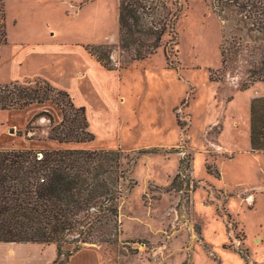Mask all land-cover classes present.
<instances>
[{
    "label": "rangeland",
    "instance_id": "rangeland-1",
    "mask_svg": "<svg viewBox=\"0 0 264 264\" xmlns=\"http://www.w3.org/2000/svg\"><path fill=\"white\" fill-rule=\"evenodd\" d=\"M156 1L149 18L166 29L161 45L135 60L120 45V0H0V84L48 80L86 107L95 134L49 139L48 114L30 123L42 111L61 121L48 101L0 109V148L123 151L118 232L111 225L81 248L102 264H264V149L252 146L246 116L251 99L257 114L264 103V81L252 76L264 47L234 7ZM9 244L0 264H43L57 252L56 243Z\"/></svg>",
    "mask_w": 264,
    "mask_h": 264
},
{
    "label": "trees",
    "instance_id": "trees-1",
    "mask_svg": "<svg viewBox=\"0 0 264 264\" xmlns=\"http://www.w3.org/2000/svg\"><path fill=\"white\" fill-rule=\"evenodd\" d=\"M213 3L220 11L234 7L249 36L264 47V0ZM157 6L156 0H120V45L132 59L143 60L161 45L166 29L150 19ZM3 35L6 41V31ZM99 48L86 46L111 69L108 54ZM252 76L253 81H264V52L259 70ZM34 82L0 84V109H26L50 101L62 112L61 121L54 122L51 113L42 111L30 123L48 114L52 122L49 139L61 144L94 140L84 105H76L66 90L56 89L46 79ZM258 100L252 102L251 142L253 147L264 149V103L261 114H257ZM124 158L121 149L0 148V242L56 243L58 258L64 254L68 262L82 243L104 235L111 225L116 234L118 200L130 171L124 166ZM65 245H73L74 249L65 252Z\"/></svg>",
    "mask_w": 264,
    "mask_h": 264
},
{
    "label": "crops",
    "instance_id": "crops-1",
    "mask_svg": "<svg viewBox=\"0 0 264 264\" xmlns=\"http://www.w3.org/2000/svg\"><path fill=\"white\" fill-rule=\"evenodd\" d=\"M253 100L252 99L250 100V105L248 106L249 107L248 114L246 112L247 119H248V115H249V122H250L249 123V136H250L251 130H252V122H251L252 113L251 112H252V102H253ZM220 148H221V146H220ZM13 243H15V242H13ZM28 243H29L28 246H35L34 243H31V242H28ZM9 246H13V245H10L9 242L0 243V249H3V247H9ZM25 246H27V245H25ZM24 248H26V247H24ZM21 249L22 248L21 247L19 248V246H18V247H16L15 251L19 252ZM80 250L81 251H78L77 253L72 255V257L69 260L68 264H102L98 252L95 251L94 249L84 248V249H80ZM1 251L2 250H0V252ZM56 256H57V252L55 250L53 258H51V259L48 258L43 264H48L50 261L54 260ZM7 257H9V259H10V258H12V255L11 256H7Z\"/></svg>",
    "mask_w": 264,
    "mask_h": 264
},
{
    "label": "water",
    "instance_id": "water-1",
    "mask_svg": "<svg viewBox=\"0 0 264 264\" xmlns=\"http://www.w3.org/2000/svg\"><path fill=\"white\" fill-rule=\"evenodd\" d=\"M12 132H14V128H12Z\"/></svg>",
    "mask_w": 264,
    "mask_h": 264
}]
</instances>
